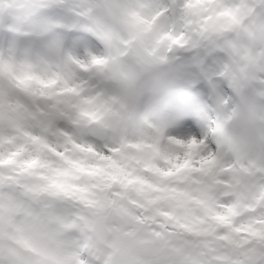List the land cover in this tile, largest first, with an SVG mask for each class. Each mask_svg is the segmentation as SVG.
<instances>
[{"label":"clouds","instance_id":"clouds-1","mask_svg":"<svg viewBox=\"0 0 264 264\" xmlns=\"http://www.w3.org/2000/svg\"><path fill=\"white\" fill-rule=\"evenodd\" d=\"M0 264H264V0H0Z\"/></svg>","mask_w":264,"mask_h":264}]
</instances>
